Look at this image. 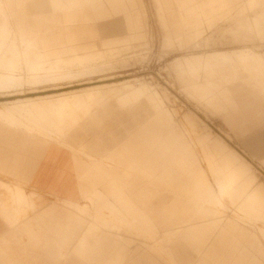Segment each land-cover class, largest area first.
<instances>
[{"label":"crops","instance_id":"obj_1","mask_svg":"<svg viewBox=\"0 0 264 264\" xmlns=\"http://www.w3.org/2000/svg\"><path fill=\"white\" fill-rule=\"evenodd\" d=\"M257 2L250 0V6ZM0 4V39L7 36L5 22L11 35L13 31L19 38L18 30L28 34L30 40L20 49L30 53L34 48L36 59L43 64L97 59L112 52L114 45L122 47L121 44L129 43L136 36L132 10L137 6L133 0H0ZM259 17L264 14L251 22L245 20L247 28L256 32L254 21ZM168 23L177 24L172 11H168ZM237 26L243 28L241 23ZM257 45L259 43L253 40L245 46L255 53ZM247 71L253 78L256 67L249 65ZM100 73L103 71H95L93 75ZM82 74L80 70L72 71L66 80L76 75L82 77ZM232 78L230 92L236 107L229 114H222L221 119L235 136L245 141L244 145L262 154L264 76L251 79L238 68L236 78L233 75ZM66 80L50 83L49 88H62ZM124 83L38 97L63 99L67 94H80L85 89L92 92L93 99L74 110L72 118L63 112L62 116L68 117L71 123H61L58 114L55 115L54 138L0 122V170L27 183L28 190L53 195L57 200L38 210L32 197L40 198L39 195L26 194L18 186L11 190L8 184L0 183L11 190L13 203L0 201V214L16 215L0 226V264H139L118 238L117 232L126 229H136L141 236H149L153 246L146 245V248L159 247L158 253L167 256L168 264H264V247L260 241L264 239V232L262 236L261 232L242 224L256 220L254 216L238 212L257 189L252 170H240L241 157L222 140L207 134L200 145L210 182L191 140L164 105L156 108L144 102L145 92L137 90L116 99L99 101L103 90ZM204 87L200 82L199 89ZM155 96L152 95L149 102L160 103V95ZM97 101V106L92 104ZM112 101L126 109L128 123L119 141L109 137L112 133L110 118H114L115 127L120 126V113L110 109ZM58 108L56 102L55 110L59 111ZM185 120L192 122L190 117ZM8 138L12 139V144L19 143V139L23 141L22 145L19 143L22 146L19 151L25 145H38L42 153L33 154L30 160L24 158L26 150L10 156ZM208 139L217 160L223 147L233 152V158L225 163L227 170H217V166L209 170ZM218 183H231L234 191L241 193L231 202L226 199L233 206L232 215L224 214V199L218 193L222 187L217 188ZM162 192L173 193V198L164 201ZM79 198L86 203L80 204ZM215 199L223 208L211 205ZM27 210L33 212L32 217L19 221V214L25 215ZM103 210H107L108 215L103 214ZM23 236L27 241L22 240ZM188 249L195 256H188ZM145 259L147 264H155L149 257Z\"/></svg>","mask_w":264,"mask_h":264},{"label":"rangeland","instance_id":"obj_2","mask_svg":"<svg viewBox=\"0 0 264 264\" xmlns=\"http://www.w3.org/2000/svg\"><path fill=\"white\" fill-rule=\"evenodd\" d=\"M135 2L138 9L134 8L132 12L136 19V34L134 33L136 36L129 43L121 44L122 47L114 45L112 52L100 58L89 60L83 66L61 67L60 70H53L49 73L38 71L37 75H31L33 72L29 71L27 66L42 64V62L36 59L34 48L30 53L27 49H20L25 41L30 40L29 35L18 30V38L12 31V35L9 34V38L0 43V79L5 75H11L13 79L20 82V86L17 88L15 86L0 88V122L6 126H17V128L25 131L54 138L57 129L54 125L55 115L58 114L61 123H71L67 118H72L74 110L79 109V106H85V98L80 97L78 100H74L75 106H72L74 107L72 110V107H66L65 103L68 102L67 99H72L70 98L72 94H67L63 99L57 97L60 99L59 101H56L57 98L39 99L38 97L125 82L122 86L103 90L99 101L116 99L129 91L137 90L141 93L145 92L144 102H148L156 108H162L164 105L191 140L194 150L200 156L201 168L210 182L211 176L201 157L200 145L201 139L207 134H210L211 138L222 140L243 159L240 158L242 164L239 166L242 170H252L256 177L257 189L251 193L247 202L238 208V212L247 217L254 216L255 222L246 221L242 224L254 228L263 236L264 159L262 157L264 152L262 154L256 153L255 150L248 148L244 145L245 141H242L229 130L223 123L221 116L228 114L231 110L221 111L217 109L213 98L218 97L220 93L227 97L232 96L230 92L233 81L232 75L236 78L238 68L243 69L245 74L251 76V79L264 76V55L259 56V54H264V46L260 45L264 44V17H259L254 21L256 32L247 28L245 24V20L251 22L258 15L264 14V0H258L257 4L253 6H250V0H133V3ZM170 6L171 11L177 17L176 26L168 23V11L171 12ZM0 13L2 14L1 9ZM237 23H241L243 28L238 27ZM5 26L7 25L5 24ZM253 40L259 43V46L256 47V55L253 49L249 51L245 46ZM239 45L243 46L238 48ZM98 48L103 49L102 47ZM233 49L244 50L221 52ZM15 55L17 57H14ZM42 65L46 69L50 66V64ZM249 65L256 67L253 78L251 73L247 71ZM68 69L80 70L83 72L82 77L76 75L75 78L66 80L67 75L72 73ZM95 71H103V73L93 75ZM45 74H48L49 78ZM58 75L59 78H57ZM48 79L49 81L46 83ZM53 79L57 80L53 81ZM62 80H66L61 84L62 88H49L52 86L49 85L50 83H57ZM200 82L205 86L202 90L199 89ZM156 93L160 95V103L157 101L149 102L148 99L152 95L155 96ZM81 95L82 93L76 94V96ZM26 99L35 100L15 104L18 100L27 101ZM99 101L92 104L97 106ZM56 102L59 103V111L55 110ZM110 104L113 113L114 111L120 113V126L115 127L113 125L114 118L111 117L112 133L109 137H116L119 141L124 137L125 124L128 123L125 114L126 109L118 107L114 101ZM64 111L68 117L62 116ZM8 115H12L14 118L12 124L9 122ZM185 117H190L191 124L187 123ZM46 124L48 126H45ZM61 130L62 127H60V133ZM8 140L10 142V156H15L17 152L26 150L27 155L25 152L24 158L30 160L33 154H40L42 151L38 145L32 147L25 145L19 151L18 148L22 147L23 141L19 139L20 145L16 141L12 144V139L8 138ZM210 141L208 139L209 170H211V166H217V170H227L225 163L233 158V152L223 147L221 152L219 151V159L217 160L215 152L210 149ZM60 149L66 152L63 148ZM82 158L86 161V158ZM0 183L8 184L11 190L14 189V186H18L26 194L36 193L39 195L40 198L32 197L38 205V210L57 202L53 195H43L35 190H28L27 183L3 170H0ZM218 185L225 189H221V191L218 189L219 197L224 199V214L232 215L233 206L226 199L231 202L233 197L238 198L241 193L237 194L231 183H218L217 188ZM11 190L0 185L1 202L8 205L13 204ZM172 198L173 193L171 192L161 193V199L164 201H169ZM79 203L85 204L86 202L79 198ZM211 205L223 208L217 199L213 200ZM234 212L237 213V211ZM107 213V210H103V214L108 215ZM32 215L33 212L27 210L25 215L19 214L17 218L20 221L24 217H32ZM10 217L14 219L16 215L13 213L9 217H4L0 214V226L7 224V219ZM247 217L246 220H248ZM145 230H149V228L145 227ZM117 233L129 256L138 259L139 264H147L145 256L149 257V260L155 264H168L167 256L164 253H158L157 248L159 247L151 250L146 248V245L153 246V240L149 239V236H141L136 229L121 230ZM22 240L27 241L26 236H23ZM260 241L264 247V239L260 238ZM140 250L146 251L143 253ZM187 255L195 256L189 249Z\"/></svg>","mask_w":264,"mask_h":264},{"label":"bare ground","instance_id":"obj_3","mask_svg":"<svg viewBox=\"0 0 264 264\" xmlns=\"http://www.w3.org/2000/svg\"><path fill=\"white\" fill-rule=\"evenodd\" d=\"M0 6H1V4H0ZM6 28H7V26H6ZM7 30H8L7 31V36L5 38H1L0 39V43L1 42H5L7 40V38H9V34H11V32H10V30L8 28H7ZM14 57H17V55H15ZM87 62L88 61H86V62L78 61V62H73V63L55 62V63H51L50 66L48 67V69H46L42 65L43 64L42 63V64H35L33 66H30V67L27 66V68H28L29 71L33 72V73H31V75H37L38 71H45V73H49L50 71H53V70H60L61 67H63V68H73V67H76V66H83ZM13 65H11V66H13ZM68 70L72 71V69H68ZM45 75L47 76V78H49L48 74H45ZM55 80H57V79H53V81H55ZM48 81H49V79H48ZM9 86H15L17 88V87L20 86V82L18 80L13 79L11 75H5V76L1 77V79H0V88H6V87H9ZM81 93H82L81 96H76L75 93H70V94H72L71 97H70L72 99L71 100L67 99L68 102H65L66 103V107L71 108L72 106H75L74 102L76 100H78V98H80V97H84L85 98V106H86L87 101L91 100V98L93 96L92 92H91V90L85 89V91H82ZM213 100L216 103L217 109H219L221 111H230V110L232 111L233 107H236L234 105V103H233L232 96L227 97V96L223 95L222 93H220L219 96L218 97L217 96L214 97ZM29 101L30 100H28V101H22V100L19 101L18 100V101L15 102V104L16 103H25V102H29ZM229 113L230 112H228V114ZM8 116H9V122H10V124H12L14 118H13L12 115H8ZM240 164H242L241 161H240ZM240 170H242L241 167H240Z\"/></svg>","mask_w":264,"mask_h":264}]
</instances>
